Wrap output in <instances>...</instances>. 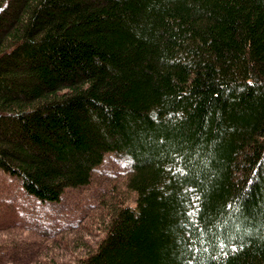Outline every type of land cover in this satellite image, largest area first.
<instances>
[{
	"label": "trees",
	"instance_id": "1",
	"mask_svg": "<svg viewBox=\"0 0 264 264\" xmlns=\"http://www.w3.org/2000/svg\"><path fill=\"white\" fill-rule=\"evenodd\" d=\"M112 152L78 264H264V0H0V170L56 202Z\"/></svg>",
	"mask_w": 264,
	"mask_h": 264
},
{
	"label": "rangeland",
	"instance_id": "2",
	"mask_svg": "<svg viewBox=\"0 0 264 264\" xmlns=\"http://www.w3.org/2000/svg\"><path fill=\"white\" fill-rule=\"evenodd\" d=\"M129 167L127 158L106 153L89 184L67 188L56 202L27 195L17 177L0 170V264H78L104 237L103 194L112 183L126 191ZM120 201L134 205L135 194Z\"/></svg>",
	"mask_w": 264,
	"mask_h": 264
}]
</instances>
